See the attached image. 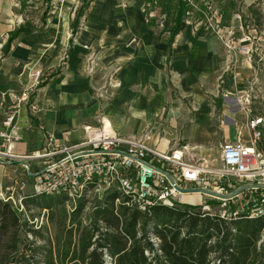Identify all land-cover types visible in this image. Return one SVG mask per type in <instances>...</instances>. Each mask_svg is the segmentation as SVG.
Instances as JSON below:
<instances>
[{
    "label": "crops",
    "instance_id": "crops-1",
    "mask_svg": "<svg viewBox=\"0 0 264 264\" xmlns=\"http://www.w3.org/2000/svg\"><path fill=\"white\" fill-rule=\"evenodd\" d=\"M21 1L27 4L29 0H0V43L4 48L0 93L19 90L23 82L21 73L28 63L37 60L48 67L55 64L64 49L68 50L66 58L32 100L36 109L21 108L17 117L19 139L11 143L12 152L28 154L42 149L44 138L39 125L51 130L57 143L68 144L69 134L78 135L86 119L100 110L101 99L95 95L86 71L89 63L99 70L93 78L100 79L102 73L111 72L112 83L118 81V85H106L103 111L115 123H121L122 135L138 136L147 129L151 137L143 138L145 142L166 151L170 142L155 135L171 134L173 147L185 146L189 158L192 154L215 158L220 143L236 139V129L244 119L236 97L244 89L251 69L237 50L235 57L227 53L214 31L186 23L173 37L168 51V32L163 30L162 20L153 23L152 16L145 14V0H90L70 41L77 9L72 8L71 0H64L47 21L44 18L41 27L31 25L30 32L19 33L7 44L16 30L13 16L19 24L22 16L12 10L3 15L2 7H17ZM25 25L29 24L23 22L18 27ZM218 95L222 100L215 106L213 99L216 101ZM118 117L129 121H119ZM3 120L0 108V130L8 131ZM161 120L165 123L160 124ZM181 134L185 137L178 136ZM219 134L221 141L215 140ZM243 137L247 138L245 129ZM182 138L186 140L178 145ZM59 156L43 163H29L33 170H39ZM22 162H0V192L4 178L9 182L25 178ZM26 181V189L30 187L26 195H31L33 179L28 177Z\"/></svg>",
    "mask_w": 264,
    "mask_h": 264
},
{
    "label": "built area",
    "instance_id": "built-area-1",
    "mask_svg": "<svg viewBox=\"0 0 264 264\" xmlns=\"http://www.w3.org/2000/svg\"><path fill=\"white\" fill-rule=\"evenodd\" d=\"M184 1L194 7L191 0ZM213 13L217 20L216 11ZM209 24L207 27L210 26L219 35L227 53L235 57V50L238 49L233 47L230 37L226 38ZM40 74L41 70L38 69L32 73L27 71L19 90L0 93L3 124L9 127L8 131L0 130V162L23 161L24 177L33 179L31 195L64 192L73 204L82 198L85 200V210H94L96 205L93 200L100 201L104 192L112 187H116L140 209L155 204L171 207L177 203H189L185 201V196L201 194L179 191L171 183V177L180 188H203L222 194L240 188L229 199L204 194L220 201L219 214L224 218L235 216L240 211L247 213L248 217L264 214V116L253 114L251 108L253 102L264 99L263 86L257 78L238 92L236 104L243 113L244 121L236 129L234 141L220 143L215 158L196 157L195 154L189 158L184 151L185 146L160 151L148 145L142 137L118 133L105 121L99 126H84L82 138L72 144L57 143L53 132L39 125L43 130L44 147L28 154L12 152L11 143L19 139L17 117L21 108L28 106L30 110L36 109L29 95L41 83ZM244 129L247 131L246 139L243 137ZM55 155L60 156L46 162L39 170H33L29 163L44 161ZM25 178L15 180V185L20 189L25 188ZM0 195L4 200L10 199L18 211H25L22 204L24 195H18L16 200L12 193ZM238 200L243 203L240 210L230 212L228 203ZM120 202V198L115 199V203ZM202 209L212 213L205 204ZM42 219L35 217L30 223L38 228L42 225ZM28 237L31 238L30 233ZM104 258L106 264H111V257L107 253H104Z\"/></svg>",
    "mask_w": 264,
    "mask_h": 264
},
{
    "label": "trees",
    "instance_id": "trees-1",
    "mask_svg": "<svg viewBox=\"0 0 264 264\" xmlns=\"http://www.w3.org/2000/svg\"><path fill=\"white\" fill-rule=\"evenodd\" d=\"M89 2L81 0L76 10L70 41ZM190 9L184 0H165L162 28L168 32V51ZM31 29V25L18 27L7 44ZM116 198L121 202L115 203ZM93 202L96 208L85 222L82 198L73 204L64 192L25 195L22 203L31 220L46 211L47 225L35 228L10 199L0 197V264H106L104 253L111 264H264V214L248 217L240 211L224 218L219 209L209 213L190 203L140 209L116 187ZM207 203L219 206L220 201ZM236 203H228L230 212Z\"/></svg>",
    "mask_w": 264,
    "mask_h": 264
},
{
    "label": "rangeland",
    "instance_id": "rangeland-1",
    "mask_svg": "<svg viewBox=\"0 0 264 264\" xmlns=\"http://www.w3.org/2000/svg\"><path fill=\"white\" fill-rule=\"evenodd\" d=\"M64 0H50V2H47V0H29L28 3H24V1H21L17 7L15 6H3L2 7V13L5 15L6 13H9L10 10L17 11L21 13L22 20L20 24L23 22L28 23L29 25H32L34 27H41L43 25V20L47 21L48 15L56 8L58 7L57 4L63 3ZM194 4L193 9H190V11L187 13L185 20L186 23L197 25L198 27L201 26L205 30H211L208 26V24H212L214 27L218 29V32L221 34L230 37V40L233 42L232 45L235 49H238V52L248 67L250 66L251 74L248 76V78L245 80V87L248 86V83L253 79L257 78L260 83H262L263 90H264V0H209V3H207V0H191ZM165 0H152L150 3H145L143 5V9L145 10V14L149 17L152 16L153 23H157L159 20H162L165 18V15L163 12V5ZM69 3L72 4V8L75 7L77 9L81 5L80 0H71ZM208 5V6H207ZM190 6V5H189ZM69 8V6H68ZM4 10V12H3ZM213 11H216V14L218 16L217 20L215 19ZM214 14V15H213ZM11 15V14H9ZM151 18V17H150ZM11 19V18H9ZM12 22H14L13 27L17 29V27L20 25L18 22V19L12 18ZM209 24V25H210ZM12 27V28H13ZM226 40V39H225ZM1 44V43H0ZM68 49H64V51L60 54L58 59L56 60L55 64L50 65L48 67L41 66L37 60L28 63L25 68L23 69L21 75L23 82L25 81V73L28 72H34L37 69L41 70L42 80L41 83L45 82L47 83L48 80L51 78L53 71L57 69V67L62 63V59L66 58V51ZM3 45H0V62L3 56ZM235 61V60H234ZM86 71L90 75V84L93 88L95 95L98 99H101L100 102V110L96 111L92 117L87 118L85 123L81 125L79 131L80 133L78 135H74V132H69L68 137V144L74 143L80 135L84 133V126H99L104 121L110 123L114 128L121 132V123H115L112 119H110L103 111L105 107L104 104L107 102L106 95H105V87L107 84L111 83L114 85H118V81L114 80L112 83V79H114L113 73H102L100 79L94 77V73H98V69H94L89 63L86 66ZM43 73V74H42ZM236 74V73H235ZM116 81V82H115ZM41 86H37L34 88L33 92L29 95V100H34L37 97V92L40 90ZM109 97V96H108ZM217 100L214 101L215 106H218V103L222 100L220 95L216 98ZM217 104V105H216ZM251 108L253 110V114H262L264 116V99L263 100H257L256 102H253L251 105ZM240 109V108H239ZM241 111V110H240ZM60 115V111H58ZM243 115V113H242ZM244 117V116H243ZM61 118V116H60ZM108 121H107V120ZM119 121L122 120L120 117L117 118ZM126 123L129 121L127 118L125 120ZM244 121V119H243ZM163 120H161L160 124H163ZM241 125V124H239ZM238 125V126H239ZM44 127V126H43ZM128 128V127H126ZM66 129V128H65ZM73 128H69L66 130H71ZM49 130V129H47ZM51 131V130H50ZM54 134V133H53ZM139 137L144 138L145 140L147 138L150 139L151 134H148L147 129H144L142 132L137 134ZM55 136V135H54ZM136 136V135H135ZM179 137L185 135L181 134L178 135ZM44 138V135H43ZM155 138H158L159 140L164 139L166 141L167 147L172 148L174 146L173 143V135L171 134H156ZM223 139L222 134L215 135V140L221 141ZM186 139L182 138L179 140V144H183ZM45 142V140L43 139ZM44 142L43 146L44 147ZM217 143V142H216ZM218 145V143H217ZM41 150V149H39ZM198 150V149H197ZM217 150V149H216ZM212 154L214 153L213 150H211ZM42 162V161H41ZM40 162V163H41ZM43 163V162H42ZM2 169V168H1ZM16 179V178H15ZM31 184V183H29ZM27 186V185H26ZM7 187V188H5ZM2 191L0 192L3 196H8L10 193H12L14 199L16 200L18 195H26V193L29 192L30 187L26 189H20L15 185V181L9 182V180L3 179L1 183ZM32 189H33V183H32ZM2 198V196L0 195ZM185 201L191 203V204H200L209 206V210L214 212L217 209H221L220 206H213L210 203H207L208 200L211 198L204 194H194L190 195V197L185 196ZM23 200V199H22ZM17 202V201H16ZM235 204L236 210H240V205L243 204L242 200L236 201ZM23 204V203H22ZM86 206V205H85ZM247 206V205H243ZM86 207H84L81 218L83 221H89V214L92 212L93 209L85 210ZM228 210L229 207L227 206ZM246 207H244L245 209ZM69 210L73 209V205L71 207H68ZM23 212V211H21ZM45 210H42L40 214L37 216V218H43L42 219V225L46 224V218H45ZM30 212L25 210L21 216L23 219L28 220L29 222L32 221L30 219ZM35 225V224H33ZM35 227V226H34ZM50 227V226H49ZM51 228V227H50ZM51 230V229H50ZM32 237V236H31ZM41 238L38 237V243H41Z\"/></svg>",
    "mask_w": 264,
    "mask_h": 264
},
{
    "label": "water",
    "instance_id": "water-1",
    "mask_svg": "<svg viewBox=\"0 0 264 264\" xmlns=\"http://www.w3.org/2000/svg\"><path fill=\"white\" fill-rule=\"evenodd\" d=\"M169 179L175 188H177L179 191L184 192V193L197 192V193H201V194L213 195V196L223 198V199H229V198L235 196L240 191V188H237V189L231 191L230 193L222 194V193H218V192L208 190V189H203V188H193V187H191V188H180V187H177V185L175 184V182L173 181V179L171 177H169ZM246 187H248V186H246Z\"/></svg>",
    "mask_w": 264,
    "mask_h": 264
},
{
    "label": "bare ground",
    "instance_id": "bare-ground-1",
    "mask_svg": "<svg viewBox=\"0 0 264 264\" xmlns=\"http://www.w3.org/2000/svg\"><path fill=\"white\" fill-rule=\"evenodd\" d=\"M106 124L108 123V122H105Z\"/></svg>",
    "mask_w": 264,
    "mask_h": 264
}]
</instances>
